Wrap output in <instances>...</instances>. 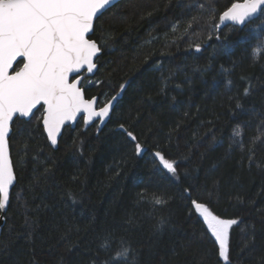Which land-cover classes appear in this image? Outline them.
Wrapping results in <instances>:
<instances>
[{"label": "trees", "instance_id": "16d2710c", "mask_svg": "<svg viewBox=\"0 0 264 264\" xmlns=\"http://www.w3.org/2000/svg\"><path fill=\"white\" fill-rule=\"evenodd\" d=\"M241 1L121 0L98 17L90 38L102 52L85 93L100 106L119 97L107 122L67 126L56 148L42 108L14 121L0 264H225L190 186L238 221L229 264H264V16L219 20ZM120 125L147 146L142 156ZM159 149L178 180L154 159Z\"/></svg>", "mask_w": 264, "mask_h": 264}, {"label": "snow or ice", "instance_id": "6c2138e0", "mask_svg": "<svg viewBox=\"0 0 264 264\" xmlns=\"http://www.w3.org/2000/svg\"><path fill=\"white\" fill-rule=\"evenodd\" d=\"M109 4L110 0H0V210L8 205L16 181L10 145L15 119L29 117L38 106L43 107V126L54 147L62 127L75 121L79 114H84L86 123L96 119L103 122L109 117L119 94L97 109V100L85 97L81 80L72 78L81 70L92 73L97 68L94 58L101 48L89 35L94 21ZM257 13L264 16V0H243L231 3L219 20L221 24L232 21L244 25ZM260 45L264 48V36ZM196 51L202 49L197 46ZM125 86L121 85V90ZM247 92L245 89V95ZM120 127L124 129V125ZM124 130L133 142L134 154L142 156L147 146H142L132 131ZM152 155L166 174L179 179L177 161L168 158L163 149ZM194 191L191 186L186 190L190 207L202 217L208 236L217 245L219 258L229 264L230 230L238 221L221 218L208 204L193 199ZM165 202L166 194L155 199L156 205ZM128 251L125 248L110 259L126 258Z\"/></svg>", "mask_w": 264, "mask_h": 264}, {"label": "water", "instance_id": "95a60500", "mask_svg": "<svg viewBox=\"0 0 264 264\" xmlns=\"http://www.w3.org/2000/svg\"><path fill=\"white\" fill-rule=\"evenodd\" d=\"M119 1H121V0H110V4H109L108 6H106V8L102 11V13H104L108 8L112 7L113 5H115L116 3H118ZM238 3H243V1L238 2ZM102 13L99 14L98 17H99L100 15H102ZM259 16H260V13L255 14L254 16L248 18V20L245 22V24L248 23V22H250V21L253 20V19L258 18ZM98 17L96 18V20L98 19ZM96 20L94 21V26H95V22H96ZM225 22H226V23H235V22H232V21H225ZM93 31H94V27H93ZM92 34H93V32L90 33L89 38H90V36H91ZM90 39H91V38H90ZM93 40H94V39H93ZM95 41H96V40H95ZM96 42H97V41H96ZM97 45H98V47H100V45L98 44V42H97ZM100 48H101V47H100ZM101 52H102V50L98 53L97 57L94 58V62H95L96 64H97V58H98V56L101 54ZM97 69H98V64H97V68H96L92 73H88L86 70H81V72L78 74V76H74V77H72V78H73V79L79 78V79L81 80V85H80V86L83 88V90H84V92H85V89H84V87L82 86V83H83V80H84V77H85L84 73L86 72V74H87L88 76H93V75L96 73ZM85 97H86V94H85ZM86 98H87V97H86ZM91 98H95V99L97 100L96 107H97V109H98V108L100 107L99 97H98V96H94V97H91ZM114 105H115V104H113V108H112L111 111H110V115H109V117H108L105 121H103L102 124H104L105 122H107V121L110 119L111 114H112V111H113V109H114ZM40 107H41V106H38L37 109H34V110H33V114H31L29 117L21 118V119H26V120L31 119V118L33 117V115L35 114V112H36ZM82 117H84V114H83V113L79 114V115L77 116V119H76L75 121L67 122V123L62 127V129H61V134L58 136V142H57V145L54 146V148L58 147V145H59V141H60V138H61V136H62V134H63L64 129H65L67 126H71V127H73V128L76 127L77 123L79 122V120H80ZM15 120H16V119H15ZM97 121H99V120L96 119V120H94L93 122H89V123H87V124L90 125V124H93V123H95V122H97ZM42 125H43V119H42ZM43 127H44V126H43ZM44 130H45V129H44ZM12 131H13V128H12ZM45 133H46V135H47L46 130H45ZM49 143H50V141H49ZM50 144H51V143H50ZM11 155H12V153H11ZM14 171H15V167H14ZM15 173H16V172H15ZM16 182H17V175H16V181L14 182L13 187L15 186ZM13 187H12V189L10 190V199H9V203H8V205L6 206L5 209L0 210V234H1V232H2V228H3L4 224H5V215H6V212H7V210H8L9 204H10L11 194H12Z\"/></svg>", "mask_w": 264, "mask_h": 264}, {"label": "flooded vegetation", "instance_id": "af4514ba", "mask_svg": "<svg viewBox=\"0 0 264 264\" xmlns=\"http://www.w3.org/2000/svg\"><path fill=\"white\" fill-rule=\"evenodd\" d=\"M84 75H85V77H84V80H85L86 76H88V75L86 74V72L84 73ZM84 80H83V83H84ZM83 83H82V86L84 87ZM85 94H86V93H85ZM86 97H87V96H86ZM87 98H88V97H87ZM41 108H42V112H43V115H44L43 107H40L39 109H41ZM39 109H38V110H39ZM38 110H37V111H38ZM37 111H36V112H37ZM42 119H43V116H42ZM81 119L84 120V117H82ZM81 119H80V120H81ZM80 120H79V121H80ZM84 122H85V120H84ZM85 123H86V122H85ZM86 124H87V123H86Z\"/></svg>", "mask_w": 264, "mask_h": 264}]
</instances>
